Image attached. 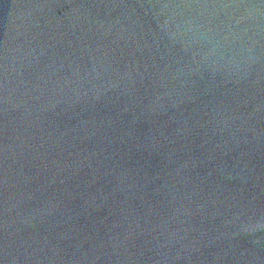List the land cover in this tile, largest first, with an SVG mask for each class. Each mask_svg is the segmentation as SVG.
<instances>
[{"label":"water","instance_id":"95a60500","mask_svg":"<svg viewBox=\"0 0 264 264\" xmlns=\"http://www.w3.org/2000/svg\"><path fill=\"white\" fill-rule=\"evenodd\" d=\"M0 264H264V0H0Z\"/></svg>","mask_w":264,"mask_h":264}]
</instances>
